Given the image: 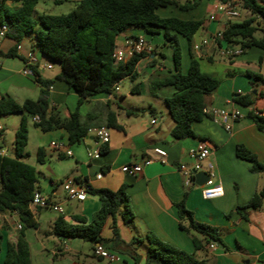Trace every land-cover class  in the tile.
I'll use <instances>...</instances> for the list:
<instances>
[{
	"label": "crops",
	"instance_id": "1",
	"mask_svg": "<svg viewBox=\"0 0 264 264\" xmlns=\"http://www.w3.org/2000/svg\"><path fill=\"white\" fill-rule=\"evenodd\" d=\"M177 1L182 5L192 0ZM219 2L221 0H201L193 10L182 11L177 6H169L160 8L158 13L161 17L206 20L198 43L202 45L216 32L222 31L226 24L225 19L219 22H210L208 19L209 13ZM5 5L10 8L20 7V3L12 1H7ZM139 37H145L153 50L137 64L139 79L132 81V86L139 84L140 93L153 94L149 79L175 70L173 52L172 62L168 64L164 48H172L165 44L163 35L149 34L140 28L121 33L116 42L117 50L126 49L129 41ZM16 46L15 55L6 57L5 54ZM192 51L200 60L211 64H226V75L222 79L218 78L220 86L207 96L206 108L210 111L239 110L242 117L232 122L230 130H226L212 117H205L193 124L196 137L182 140L173 138L171 130L174 122L166 102L175 91L172 87L160 89V96L154 94L156 98H150L144 107L128 105L119 85V90L115 91L118 98L114 99L110 94L87 99L82 106L90 109L95 118L94 126H105L109 111L117 113L118 122L123 126V130L109 129L110 141L101 146L102 153L98 158L89 156V152L98 147L97 139L92 133L89 132L80 143L70 145L65 130L43 132L35 126V117L29 119L28 127L32 124L34 130L31 132L29 129L28 144L34 135L38 149L44 150V162L38 163L36 155V165H32L37 171L38 192L53 203L61 205L64 210L63 214H59L50 208L29 204L28 208L38 223V227L24 230L30 246L31 264H136L128 254L113 247L111 240L114 238V222L121 240L140 256L139 264H147L148 244L136 240L147 236H155L180 250L195 253L192 236L180 227L176 204L183 200L197 221L219 229L224 242L223 245L216 242L217 248L214 250L207 246L198 253L199 259L206 264L264 263V199L259 207H248L256 193L264 192V174L253 173V164L237 156V147L242 145L264 163V131H260L248 117L250 111L264 116V51L253 47L236 58L229 59L223 57L210 42L203 44L200 51ZM29 53H34L38 59L37 70L40 77L53 81L51 88L47 89L52 109L63 118L68 117L70 112L77 109L78 95L67 83L56 79L61 71L60 65L41 53L34 33L26 35L18 45L8 36L1 41L0 98L8 95L22 104L26 99L34 100L30 97L32 95L40 96L42 87L35 81V77L23 74ZM46 64H50L52 68H45ZM189 66L186 67V73ZM166 88L171 90H163ZM250 93L255 95L253 107L235 102V96ZM126 110L138 112L139 115L128 116ZM21 118L22 115L20 121ZM2 129L4 130L3 126ZM53 141L62 142L59 150L49 147ZM203 141L211 147L204 168L211 167L216 180L221 183L224 194L220 198H204L203 187L193 183L192 179H186L178 167L181 163L192 164L189 153ZM155 149L164 150L167 156L162 158L156 154ZM67 151L71 155H67ZM0 152L7 156L14 155V152L9 155L2 147ZM148 158L152 162L146 165L143 162ZM135 164L142 165V173L138 176H130L122 171L123 166ZM70 178L94 190L118 191L123 188L129 197L135 215L134 221L126 223L121 214H117L114 219L107 221L101 234V244L117 254V260L109 261L95 256L93 249L97 243L82 238L63 239L53 233V225L60 216L72 224H77V218H85L90 223L101 208L99 196L92 192L88 193L84 201L70 200L62 187L63 182ZM21 229L20 216L16 212L0 213V264H4L7 247L16 244Z\"/></svg>",
	"mask_w": 264,
	"mask_h": 264
},
{
	"label": "trees",
	"instance_id": "2",
	"mask_svg": "<svg viewBox=\"0 0 264 264\" xmlns=\"http://www.w3.org/2000/svg\"><path fill=\"white\" fill-rule=\"evenodd\" d=\"M7 1L20 3V7L10 8ZM41 0H0V23L7 22V36L16 41L34 33L41 53L52 62L59 63L60 74L57 80L63 81L78 95V106L68 117L55 113L48 98L47 89L53 81L43 80L36 67L35 81L42 87L37 100L26 99L22 104L11 96L0 98V117L21 114L20 125L15 134L14 155L7 156L0 152V213L16 212L20 216L22 229L16 244L8 245L4 264H31V251L24 230L36 228L38 223L28 206L38 192L36 168L24 160L29 157L26 148L29 141V119L39 117L35 126L43 132L63 129L68 134L70 145L78 144L85 138L89 130L96 127L95 118L88 113L83 118L79 108L87 99L99 95H112L118 98L115 88L125 78L133 82L139 79L137 64L148 56L147 52L135 53L124 62H117L114 52L117 50L118 36L132 28H140L149 34H162L165 44L172 48L173 72L161 76H153L150 80V91L156 94L160 89L172 87L173 95L166 99L174 127L173 138L182 140L196 137L193 124L210 117L204 112L207 107V96L214 93L221 81L203 72L199 59L193 53V39L204 27L206 20H182L177 17H161L160 8L177 6L182 11L196 9L201 0L179 4L177 0H76L75 8L63 15L36 16V7ZM56 5L66 0H53ZM227 2V0H221ZM241 11L249 16L243 20L226 22L222 29L224 40L240 47L243 52L253 47L264 51V0H239ZM189 43L190 66L187 73L181 71L182 50L179 37ZM222 43L219 42V45ZM17 46L6 57L16 53ZM251 75V74H249ZM257 79L258 76L251 75ZM132 94H140V85L135 84ZM235 102L253 107L255 95H237ZM121 109H125L122 108ZM128 116L139 113L126 110ZM251 118L260 131H264V116L250 111ZM105 126L109 129L123 130L119 124L117 113L109 111ZM3 129L0 130V136ZM44 150L37 152L38 163H43ZM237 156L250 161L253 173L264 174V163L246 147H237ZM90 192L99 196L101 208L93 216L90 223L85 218H77V224L69 223L60 216L53 225V233L63 239L82 238L92 243H102V231L111 218L121 214L126 223L135 219L130 200L124 189L112 191L93 189ZM264 192L256 193L248 207L257 208L262 204ZM180 218V227L192 236L196 252L188 253L170 245L155 236L137 239L139 243L148 244L147 264H206L198 258V253L205 250L211 242L224 244L219 229L195 219L194 213L186 207L183 200L176 204ZM113 247L125 252L140 263V256L120 238L116 223H113ZM0 235V252H1Z\"/></svg>",
	"mask_w": 264,
	"mask_h": 264
},
{
	"label": "built area",
	"instance_id": "3",
	"mask_svg": "<svg viewBox=\"0 0 264 264\" xmlns=\"http://www.w3.org/2000/svg\"><path fill=\"white\" fill-rule=\"evenodd\" d=\"M242 16L240 4L238 1H227V2H219L217 5L213 7L211 12L209 13L208 19L210 22H219L222 19H225L226 22L229 21H238ZM8 23L3 22L0 23V43L6 38L8 32ZM212 43L216 46V48L220 51L221 55L225 58L233 59L237 56L243 54V50L235 45L228 44L224 38L222 31L216 32L212 35L208 41H204L203 44ZM219 42L222 44L219 45ZM202 44V45H203ZM202 45L195 44L193 46V50L198 52L201 50ZM152 47L148 43L145 37H139L136 40L129 41L128 47L124 50H116L114 52V58L117 62H124L128 58H130L135 53L152 52ZM38 59L34 53H29L26 58L25 68L23 69V74L25 76L35 77L34 67L37 69ZM45 68H52L50 64H46ZM51 88V86L49 87ZM119 90L118 86L115 88L117 92ZM241 93V92H239ZM204 112L212 117L215 121L222 124L226 130L231 129V125L233 121H236L242 117V114L239 110H225V109H217L210 111L207 108L204 109ZM35 121H39V117H35ZM154 122V121H153ZM0 130H2V126L0 125ZM96 139L98 147L95 150H91L89 152V156L93 158H98L101 156L102 150L101 146L107 144L110 141V131L106 126H98L89 130ZM62 146L61 141H53L50 143L49 147L53 150H59ZM156 154L161 156L162 158L167 156V153L162 149H155ZM67 155H71L70 151L66 152ZM211 153V147L205 141L199 143V145L193 148L189 157L192 160V164L188 165L186 163L179 164V170L183 174V176L191 180L197 173L206 172L209 175V180L202 186L203 187V196L206 199H215L220 198L224 194L223 187L220 182L216 180L214 172H212L211 167L209 169L204 168V162L208 159ZM152 162L151 158L145 159L144 164L148 165ZM122 171L130 176H138L142 173V165H126L122 167ZM62 187L70 200H78L84 201L87 198L88 193L90 192V188L87 185H80L74 179H67L63 182ZM31 204L41 208H50L59 214H63L64 210L61 205L53 203L48 197L42 195L40 192H36ZM21 228V226H19ZM211 250L217 248V243L212 242L209 245ZM93 254L97 257L107 259L109 261L117 260V254L107 249L103 244L97 243L94 246ZM248 264H264L263 262H249Z\"/></svg>",
	"mask_w": 264,
	"mask_h": 264
},
{
	"label": "rangeland",
	"instance_id": "4",
	"mask_svg": "<svg viewBox=\"0 0 264 264\" xmlns=\"http://www.w3.org/2000/svg\"><path fill=\"white\" fill-rule=\"evenodd\" d=\"M76 5V0H66L60 5H56L53 0H41L39 4L36 7V16H41L44 14L47 15H53V16H59L63 14H67L71 12ZM242 16L240 20H243L249 16L247 12L241 11ZM202 29H200L193 39V46L195 44L200 43V37L202 34ZM181 50H182V59H181V66H182V73H186V67L189 66L190 63V55H189V45L188 41L184 37L179 38ZM155 49H158L155 48ZM195 52V51H194ZM164 53L168 59V64L172 62V49L166 47L164 48ZM199 59L200 62V68L203 72L216 76L217 78H224L226 75V64L225 63H218V64H211L210 62L206 60H200L199 56H196ZM149 64H152L150 62ZM229 68V67H228ZM151 78L149 79V81ZM132 86V80L130 78H125L123 81L119 83V87L121 92L123 93V96L127 98L126 103L128 105L134 106V107H144L147 105V102L150 98H156L155 95L160 96L159 90L155 95L154 94H148V93H140V94H131L130 95V87ZM163 90H171V88H166ZM166 92V91H163ZM40 93V92H39ZM39 95V94H38ZM38 95H32L30 96L32 99L36 100L38 98ZM122 98V97H121ZM81 115L85 118H87L88 113L90 112V109L87 108V106H82L80 109ZM20 114H12V115H6L0 117V125L3 126V135L0 136V147L8 151L9 155H12L14 152V142H15V134L16 130L19 127L20 123ZM29 129L31 132L34 130V126L30 124ZM37 149H38V142L35 139V136H31V140L26 148V152L30 154L29 158H27L26 162L31 165H36L35 157L37 155ZM51 215H55L54 212H50ZM6 251V247H5Z\"/></svg>",
	"mask_w": 264,
	"mask_h": 264
},
{
	"label": "water",
	"instance_id": "5",
	"mask_svg": "<svg viewBox=\"0 0 264 264\" xmlns=\"http://www.w3.org/2000/svg\"><path fill=\"white\" fill-rule=\"evenodd\" d=\"M209 180V175L202 171L197 173L193 178L192 181L198 186H203Z\"/></svg>",
	"mask_w": 264,
	"mask_h": 264
}]
</instances>
